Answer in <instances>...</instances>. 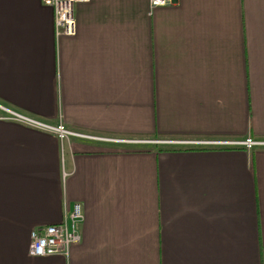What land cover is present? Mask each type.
I'll list each match as a JSON object with an SVG mask.
<instances>
[{
	"label": "crops",
	"instance_id": "1",
	"mask_svg": "<svg viewBox=\"0 0 264 264\" xmlns=\"http://www.w3.org/2000/svg\"><path fill=\"white\" fill-rule=\"evenodd\" d=\"M74 22L0 0V104L98 136L264 139V0H86ZM143 146L0 118V264H264V148ZM74 204L68 253L27 255Z\"/></svg>",
	"mask_w": 264,
	"mask_h": 264
},
{
	"label": "built area",
	"instance_id": "2",
	"mask_svg": "<svg viewBox=\"0 0 264 264\" xmlns=\"http://www.w3.org/2000/svg\"><path fill=\"white\" fill-rule=\"evenodd\" d=\"M86 0H42L53 11L55 35H67L74 32V5ZM169 0H148L150 7L167 3ZM0 118L16 121L24 126L52 133L60 142L69 138H81L121 145L150 143L152 145L172 146H232L245 150L264 148V139L244 137L242 139H132L91 135L66 128L61 122L51 124L30 114L14 110L0 104ZM80 217L79 205L74 204L67 217L58 223L40 225L29 232L26 254L29 256L66 255L70 244L78 239L77 222Z\"/></svg>",
	"mask_w": 264,
	"mask_h": 264
},
{
	"label": "trees",
	"instance_id": "3",
	"mask_svg": "<svg viewBox=\"0 0 264 264\" xmlns=\"http://www.w3.org/2000/svg\"><path fill=\"white\" fill-rule=\"evenodd\" d=\"M143 147H145L146 149H148V148H155L157 150H161V149H165L166 148L164 146H157V145H152L151 147H146V146H143Z\"/></svg>",
	"mask_w": 264,
	"mask_h": 264
},
{
	"label": "rangeland",
	"instance_id": "4",
	"mask_svg": "<svg viewBox=\"0 0 264 264\" xmlns=\"http://www.w3.org/2000/svg\"><path fill=\"white\" fill-rule=\"evenodd\" d=\"M146 140H148V139H146ZM142 146V145H146V147H151L152 146V144H150V143H144V144H136V146ZM130 146H132V145H130ZM148 149H154V148H148ZM67 211V210H66Z\"/></svg>",
	"mask_w": 264,
	"mask_h": 264
}]
</instances>
